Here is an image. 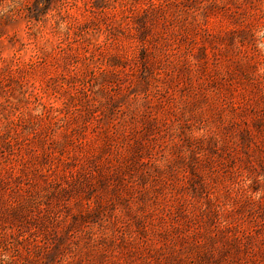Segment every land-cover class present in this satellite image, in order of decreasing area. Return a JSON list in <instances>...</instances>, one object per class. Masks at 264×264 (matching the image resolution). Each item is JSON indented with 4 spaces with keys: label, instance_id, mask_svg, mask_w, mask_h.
Masks as SVG:
<instances>
[{
    "label": "rangeland",
    "instance_id": "374dc122",
    "mask_svg": "<svg viewBox=\"0 0 264 264\" xmlns=\"http://www.w3.org/2000/svg\"><path fill=\"white\" fill-rule=\"evenodd\" d=\"M0 264H264V0H0Z\"/></svg>",
    "mask_w": 264,
    "mask_h": 264
}]
</instances>
